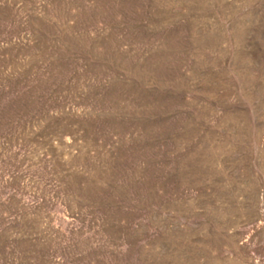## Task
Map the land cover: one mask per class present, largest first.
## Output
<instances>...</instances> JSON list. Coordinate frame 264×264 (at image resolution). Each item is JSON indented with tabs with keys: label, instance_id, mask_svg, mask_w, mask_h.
<instances>
[{
	"label": "rangeland",
	"instance_id": "rangeland-1",
	"mask_svg": "<svg viewBox=\"0 0 264 264\" xmlns=\"http://www.w3.org/2000/svg\"><path fill=\"white\" fill-rule=\"evenodd\" d=\"M0 264H264V0H0Z\"/></svg>",
	"mask_w": 264,
	"mask_h": 264
}]
</instances>
